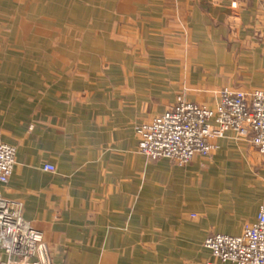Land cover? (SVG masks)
Instances as JSON below:
<instances>
[{"label":"crops","instance_id":"0c3cea01","mask_svg":"<svg viewBox=\"0 0 264 264\" xmlns=\"http://www.w3.org/2000/svg\"><path fill=\"white\" fill-rule=\"evenodd\" d=\"M234 77L264 88V0H0V129L24 133L0 191L53 264H207V236L264 203L253 133L178 166L150 163L137 128L180 95L216 107Z\"/></svg>","mask_w":264,"mask_h":264},{"label":"built area","instance_id":"2783aa9c","mask_svg":"<svg viewBox=\"0 0 264 264\" xmlns=\"http://www.w3.org/2000/svg\"><path fill=\"white\" fill-rule=\"evenodd\" d=\"M236 84L234 77L221 90L216 107L180 95L174 108L157 112L138 126L141 152L152 164L168 157L183 166L196 155L208 157L216 147L214 140L234 130L241 137L252 132L250 140L264 158V88L239 90ZM15 136V142H8L0 129V182H7L15 169L24 133ZM44 167L53 171L57 168L49 163ZM204 243L214 257L207 264H264V203L255 220L240 234L214 233ZM0 250L7 256L0 259V264H53L44 232L25 216L21 201L5 197L1 191Z\"/></svg>","mask_w":264,"mask_h":264}]
</instances>
